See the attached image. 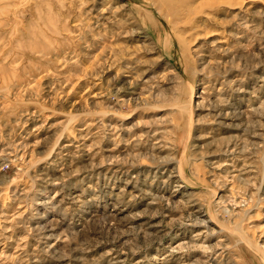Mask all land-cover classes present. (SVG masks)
I'll return each mask as SVG.
<instances>
[{
    "label": "rangeland",
    "instance_id": "1",
    "mask_svg": "<svg viewBox=\"0 0 264 264\" xmlns=\"http://www.w3.org/2000/svg\"><path fill=\"white\" fill-rule=\"evenodd\" d=\"M0 264H264V0H0Z\"/></svg>",
    "mask_w": 264,
    "mask_h": 264
}]
</instances>
